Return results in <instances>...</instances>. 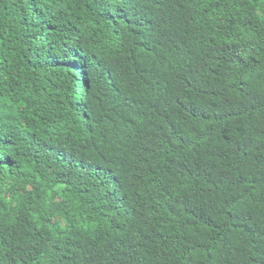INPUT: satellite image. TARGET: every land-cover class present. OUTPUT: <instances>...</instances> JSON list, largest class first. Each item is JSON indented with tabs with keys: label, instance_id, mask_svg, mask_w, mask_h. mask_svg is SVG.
<instances>
[{
	"label": "clouds",
	"instance_id": "obj_1",
	"mask_svg": "<svg viewBox=\"0 0 264 264\" xmlns=\"http://www.w3.org/2000/svg\"><path fill=\"white\" fill-rule=\"evenodd\" d=\"M0 264H264V0H0Z\"/></svg>",
	"mask_w": 264,
	"mask_h": 264
}]
</instances>
